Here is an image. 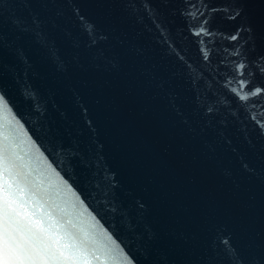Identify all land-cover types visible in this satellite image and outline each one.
<instances>
[{
    "label": "water",
    "instance_id": "water-1",
    "mask_svg": "<svg viewBox=\"0 0 264 264\" xmlns=\"http://www.w3.org/2000/svg\"><path fill=\"white\" fill-rule=\"evenodd\" d=\"M4 183L76 264H264V0H0Z\"/></svg>",
    "mask_w": 264,
    "mask_h": 264
},
{
    "label": "snow or ice",
    "instance_id": "snow-or-ice-1",
    "mask_svg": "<svg viewBox=\"0 0 264 264\" xmlns=\"http://www.w3.org/2000/svg\"><path fill=\"white\" fill-rule=\"evenodd\" d=\"M19 191L18 186L13 190L8 183L0 185V264H76L77 245L64 244L67 255L61 250L53 251L42 235L44 229H34L19 219L15 199Z\"/></svg>",
    "mask_w": 264,
    "mask_h": 264
}]
</instances>
